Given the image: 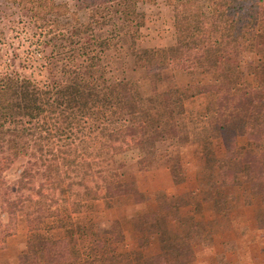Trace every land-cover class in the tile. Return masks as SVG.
<instances>
[{"label":"trees","instance_id":"16d2710c","mask_svg":"<svg viewBox=\"0 0 264 264\" xmlns=\"http://www.w3.org/2000/svg\"><path fill=\"white\" fill-rule=\"evenodd\" d=\"M5 1L28 16L52 52L44 82L0 72V186L21 163L17 190L26 193L1 206L0 250L17 233L19 214L29 235L17 264H190L194 246L214 240L215 222L197 215L254 199L264 229V0H166L175 42L145 49L138 39L146 0H78L91 12L86 23L56 0ZM117 45L147 78L148 95L110 74L105 62ZM167 71L182 72L187 84L162 89ZM198 96L208 102L197 187L184 196L158 194L154 210L132 216L133 250L125 248L119 221L103 229L74 224L72 215L98 200L143 203L136 166L150 170L165 161L174 185L186 181L178 147L191 137L180 117ZM128 155L132 162L119 161ZM54 228H65V236L45 233ZM152 241L158 251L147 254Z\"/></svg>","mask_w":264,"mask_h":264},{"label":"rangeland","instance_id":"374dc122","mask_svg":"<svg viewBox=\"0 0 264 264\" xmlns=\"http://www.w3.org/2000/svg\"><path fill=\"white\" fill-rule=\"evenodd\" d=\"M56 2L68 16L78 17L83 23L89 21L91 12L79 5L78 0H56ZM141 10L145 13V24L138 39V47L165 48L174 44L173 11L166 0H146V3L141 5ZM51 52L52 47L45 39L38 36L28 16L5 0H0V72L4 69H12L21 75L44 82L49 77L45 63ZM249 58L251 56L244 60L247 62ZM252 59L255 57L253 56ZM105 65L110 69L112 76L135 81L142 95L150 93L147 78L143 72L135 70L133 59L126 47L113 46L108 52ZM202 80L207 82L209 77ZM187 82L188 77L182 72L167 71L164 73L162 89H168L173 85L183 87ZM207 102V96L189 99L185 103L186 113L180 117L191 137V142L178 147L186 175L183 184H173L165 161L150 170L138 171L136 166L133 172L139 189L146 197L143 203L137 204L126 196L114 201L98 200L95 201L92 210L73 214L74 224L87 223L103 229L107 228L110 222L119 221L126 235L124 243L126 250L136 249L138 234L132 228L131 217L154 210L157 207L158 194H166L169 197L184 196L199 184L201 146L198 142L200 139L198 133L204 131L203 115ZM215 143V148L219 151L218 141ZM176 147L170 148V151H175ZM131 157L132 155L121 156L118 159L120 162L127 160L132 162ZM21 165V163L15 165L4 174V184L0 186V222L6 220V214H2L1 210L5 201L20 197L21 200H18L23 201L22 195L26 194L17 190ZM24 165L27 167L29 163ZM257 208L258 200L254 199L249 205L241 203L225 213H216L209 208L199 213L197 215L199 221L215 222L212 230L214 240L208 244H196L193 249L194 259L190 264H213L212 256L215 251L225 253L232 264H264V229H260L257 225ZM45 233L56 238L63 237L66 229L54 228ZM28 235L26 219L23 214H19L17 233L8 237L6 248L0 250V264H17L18 256L27 248ZM144 251L147 254L156 253L158 245L152 241Z\"/></svg>","mask_w":264,"mask_h":264},{"label":"crops","instance_id":"0c3cea01","mask_svg":"<svg viewBox=\"0 0 264 264\" xmlns=\"http://www.w3.org/2000/svg\"><path fill=\"white\" fill-rule=\"evenodd\" d=\"M220 259V261H218ZM213 264H232L226 254L215 251L212 256Z\"/></svg>","mask_w":264,"mask_h":264}]
</instances>
